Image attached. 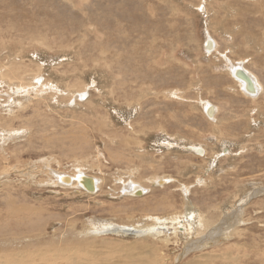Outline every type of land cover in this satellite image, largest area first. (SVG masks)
I'll return each mask as SVG.
<instances>
[{
    "label": "rangeland",
    "instance_id": "obj_1",
    "mask_svg": "<svg viewBox=\"0 0 264 264\" xmlns=\"http://www.w3.org/2000/svg\"><path fill=\"white\" fill-rule=\"evenodd\" d=\"M207 30L219 51L250 59L264 84V0H0V67L24 70L13 84L39 72L42 82L62 90H14L25 107L14 106L10 114L4 106L13 87L0 83V127L26 128L4 152L0 148V173L10 171L0 175V256L32 252L9 264L42 258L67 264L78 257L79 264H142L144 258L224 264L230 259L221 257L224 251L233 252L237 264H264V209L254 210L264 207V194L248 205L254 188L264 186V92L256 102L242 94L225 58L205 52ZM83 84L90 90L82 101L75 90ZM203 100L219 107L217 121L205 113ZM192 143L203 144L207 154L192 151ZM81 156L86 171L105 179L99 193L51 182L50 169L72 173ZM132 173L176 181L126 199L119 179ZM178 180L191 184V192ZM186 196L207 214L220 203L211 216L248 205L249 223L241 236L178 260L189 236L161 247L129 234L80 235L92 220L141 223L146 213L180 211Z\"/></svg>",
    "mask_w": 264,
    "mask_h": 264
},
{
    "label": "bare ground",
    "instance_id": "obj_2",
    "mask_svg": "<svg viewBox=\"0 0 264 264\" xmlns=\"http://www.w3.org/2000/svg\"><path fill=\"white\" fill-rule=\"evenodd\" d=\"M201 3H202V1L200 2L199 5H201ZM201 10H204L205 12H207V8H206V6L204 4H203ZM208 12H209V10H208ZM207 31H208V35H207V39H206V43H205V50H206L205 52H207L210 55L212 53H214V52H218V54H220L223 58H225V61H226V65L225 66H227V68L229 70V74L231 76H233L234 80L238 83L242 94L244 96H246V97L251 98V100H253L255 102L258 101L259 97L264 92V84L262 83L260 78L255 74V71L252 70L251 68H249L248 62L250 61V59H247L246 57H243V58H241L239 60H233L232 58H230L228 56L227 53L229 51L227 50V48H226V50H223L222 52L219 51L218 40L215 37L212 36V34L210 33L209 30H207ZM23 72H24V70L21 71L20 69H17V68H14V67H10V68H8V67L7 68L0 67V83L3 84L4 82L8 81L10 84H12L9 87H11V88L13 87L12 88L13 91L12 92H8V94H7V96L12 98L13 100L11 99L10 102L6 103V105L4 106V107H7L4 110H6V112H9L10 114H12L15 111L14 106L18 107L17 110L19 108L22 110L25 107L21 103L19 98H18L19 100L15 101V98H14L13 95L16 94V93L17 94L18 93H21V94L24 93V94L30 95L31 92L35 91V94L36 93L39 94L40 92H43V91H45L47 89H51L52 91H58V92L62 91L61 89H59L61 87L58 84H55L54 82H51L50 80H48V82H42L41 81V79H42L41 78V74L39 72H36L34 74V76L32 77L30 82H25V81L23 82L22 78L19 77V78H21L20 82L18 84H15V83L13 84L12 81L17 79L16 75L17 76L18 75H23ZM35 80H37V83L34 82ZM86 86L84 85L83 87H79V89L77 88V90H75L76 91L75 93H77V95L75 96V97H77L76 99H79V100L81 99L83 101V99L89 94L88 91L90 89L87 90L88 87L86 88ZM14 90L16 91V93H15ZM64 94H66V93H64ZM47 97H49V96H47ZM26 100H27V98H26ZM36 101H37V99H36ZM31 103L34 104V102H31ZM201 103L203 104L205 113L213 121H217V115L219 114V107L217 105H215L213 102H211L210 100H203ZM26 109H27V107H26ZM32 110H34V109H32ZM13 116H14V114H13ZM7 117H9V116H7ZM25 131H26L25 127L24 128H22V127H17V128H15V127H12V128L0 127V137H1L0 139L2 140V143L0 144V148L2 149V152H4V150H5L6 142H8L10 139H14L16 137H18V138L22 137V134ZM139 133L140 132L138 131V134ZM126 140H128V139H126ZM129 140H130V138H129ZM10 143H12V142H10ZM125 143H126V141H125ZM126 146H128V145H126ZM189 148L192 151H194L195 153H199V152H197V150H200L201 151L200 154H202V155L203 154L204 155L207 154V149L203 146V144L192 143V144H190ZM124 149H125V147H124ZM225 150H226V152L229 151L228 148H226ZM95 153H96V151H95ZM103 153L104 152H102V154ZM126 153H128V152H126ZM229 153H231V152H229ZM121 157H123V156H121ZM80 158L82 160L81 159L80 160L79 159L75 160V161H77V165L75 167V171H73L72 173H70L69 170H68V172L64 171V169H63V171H60V169L58 171V170L55 169V167H54L55 170L50 169L52 171V173L56 176V180L55 181H51V182L55 183V184H59L62 187H66V186H70V188L73 187V188H75L77 190V192L82 193V194L84 192H87L89 194L90 193L93 194L95 192L99 193L103 189L102 186H103V183H104L105 179L103 178V176L94 175V173L91 174L88 171H86V169L84 168V167H86V164L82 163V161H83L82 156ZM90 159L88 158V160H90ZM123 159H125V157ZM126 159L129 160V157L126 158ZM93 160H92V162L90 160V162L94 163ZM96 160H94V161H96ZM43 161H45V160H43ZM55 161H56V159H55ZM85 161L87 162V160H85ZM104 161H106V160L104 159ZM57 164H58V166L61 165V164L59 165V163H57ZM43 165H44V163H43ZM95 165H97V164H95ZM53 166H55V165H53ZM53 166L51 164V167H53ZM144 166H145V163H144ZM90 167H91V164H90ZM92 167H93V165H92ZM87 168H89V166H87ZM44 170H46V169H44ZM93 171H95V170H93ZM133 171H135V170H133ZM41 172H43V171H41ZM9 173H10V171H9V168H8V169H4L0 173V175L1 176L4 175V174L7 175ZM133 173H132V175H133ZM25 175H27V174H25ZM45 175H46V173H45ZM122 175H123V173H122ZM209 178H210V176H209ZM34 179L33 180L31 179V180L35 182ZM36 180H37V178H36ZM119 180H120L119 183L121 184L120 185V189H121L120 192H122L124 194L126 199H128V198H138V199L144 198L146 195H143V194H146L147 191L149 192V190H150V192H152L155 188L157 189L158 186H161V187L164 186L163 188H165L167 185L169 186L172 182L176 181V179L174 177L166 175V174L165 175H154V176L148 177L146 179H142V178H140L138 176L137 177L134 176V177L129 178V179L127 178V180H124L122 178H120ZM45 181H46V179H44V182ZM47 182H49V181H47ZM177 182H179V180ZM201 182H202V184L206 185V179L205 178H204V181H201ZM36 185H38V184H36ZM190 185L191 184L180 183V186L181 187L183 186V190L186 192V194H187V192L189 193L192 190L191 187H189ZM55 186H57V185H55ZM117 188H115V189H117ZM262 194H264V186H259V185L256 186L254 188L253 192L249 195V198L251 200L248 203V205L251 203V201L253 199L258 198V196L262 195ZM189 197L186 196V198H187L186 199V203L182 204V209L180 211H176V212L169 213V214H158V215L146 213V214H144L145 219L141 223H139V222L126 223V222H120V221L119 222H115L113 220H106V221H94V220H92L91 223H90V226L88 228L85 227L83 230L80 231V235H83V236H86V237H88V236L97 237V236L108 235V234H115V235L129 234V235H133L135 237L137 236V237H139V239L145 238L146 240L147 239L155 240L161 245V247H167L169 245V243H173V244L178 243V241L181 239L180 236H183V237L184 236H186V237L189 236L190 240H187L184 243L183 252H181L177 256V260H178V259L188 255L191 251L205 249V248H207L209 245H211L214 242L217 243V242H220V241H224L223 239H229L232 236H241L243 234L244 225L245 224L247 225L249 223V220H250L249 219L250 215L248 214V211H249L248 210V205L247 206L244 205V204L235 205V206L231 207L230 209H228L226 212H223L222 214H221L222 210H220L217 214L211 216L210 215L211 210H214L215 208H217V206L220 203H216V204L212 205L210 207V209H209V213L207 214V213H205L203 211H199V210L195 209L192 206V204H189V202H188L190 200ZM253 205H255V201H253ZM262 209H264V207H257L254 210L259 211V210H262ZM220 214H221V216H220ZM137 219H139V218H137ZM158 248L160 249V246ZM151 251L152 250L150 248L149 252L151 253ZM19 252L20 253H18V255H13V256L1 255L0 256V264H9V261L10 260H15L16 256H19V258H23L24 255H29V254L32 253L31 251H23V250H20ZM33 253L35 254L36 252H33ZM202 256L204 257L205 255H202ZM146 257H147V255H146ZM215 257H219V253L215 254ZM221 257H225L224 260L230 258L229 261L226 260L224 262V264H237L239 262V258H237L236 255H234V253L231 252V251L230 252L229 251H224L223 254H221ZM54 258H56V257H54ZM148 258H150V259L153 258V255L151 254V256L148 257ZM212 258H214V255H212ZM76 260H78V261H76ZM145 260H147V258H144V260L142 261V264H155V261H145ZM79 261L81 263V259H79V257H78L73 262H69L67 264H79ZM86 262H90L89 258L86 260ZM204 263H209L208 258L204 261ZM210 263L211 264H215L214 261H211ZM18 264H59V262L56 261V260L50 261L49 259L46 260V259L42 258V259H40V261H37V260L33 259L32 262L18 263ZM189 264H200V260L197 259L195 261L190 262Z\"/></svg>",
    "mask_w": 264,
    "mask_h": 264
},
{
    "label": "water",
    "instance_id": "obj_3",
    "mask_svg": "<svg viewBox=\"0 0 264 264\" xmlns=\"http://www.w3.org/2000/svg\"><path fill=\"white\" fill-rule=\"evenodd\" d=\"M197 152L201 153V151H200V150H197Z\"/></svg>",
    "mask_w": 264,
    "mask_h": 264
}]
</instances>
